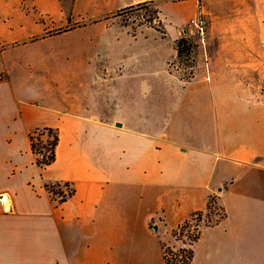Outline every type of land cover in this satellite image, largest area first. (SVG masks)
Here are the masks:
<instances>
[{"label":"crops","instance_id":"0c3cea01","mask_svg":"<svg viewBox=\"0 0 264 264\" xmlns=\"http://www.w3.org/2000/svg\"><path fill=\"white\" fill-rule=\"evenodd\" d=\"M141 3L158 10L166 36L148 26L132 36L154 43L140 44L129 70L115 72L132 91L115 114L78 95L71 80L70 94L59 96L51 81L44 94L31 61H4L39 31L29 11L60 7L88 33L103 24L107 41L120 26L113 16ZM20 4L0 0V264H163L162 244L173 245V232L210 198L224 216L200 228L190 264H264V0ZM199 14L209 48L184 80L168 65ZM164 44L171 52L157 69L150 60ZM44 127L58 129L59 143L41 171L29 135ZM63 183L72 195L55 202L45 185Z\"/></svg>","mask_w":264,"mask_h":264},{"label":"rangeland","instance_id":"374dc122","mask_svg":"<svg viewBox=\"0 0 264 264\" xmlns=\"http://www.w3.org/2000/svg\"><path fill=\"white\" fill-rule=\"evenodd\" d=\"M23 1L25 0H20L22 11L25 10ZM155 9L154 5L147 3L143 7L118 11L113 18L120 26L113 29L114 36H110L107 41H104L106 36L103 24L93 25L88 33V30L80 29L86 25L74 23L70 13L63 12L60 7L52 15H39L35 10L29 11L39 31L26 40L16 42L17 46L8 48L3 58L10 64L20 60L31 61V74L41 81L44 94L50 92L48 86H51V82L54 87L57 86L59 96L65 95V92L70 94L71 80L78 95L86 94L87 101H92L97 108L112 110L115 114L117 107L131 103L132 98L130 86L125 83V80L116 79L115 72L119 69L129 70L133 65L132 56L137 48L141 47L140 44L154 43L151 36H148L147 41L139 37L135 43L136 38L132 37V32L134 30L136 35L141 26L151 27L148 21L154 16L159 18L158 14L154 13ZM153 24L161 29L165 28L161 21L158 23L155 20ZM30 29L37 30L34 27ZM183 29L190 30L191 28L186 24ZM89 34L97 37L98 41L90 42ZM191 38L198 45L194 49V66L196 67L201 49L209 47L205 39L202 43L196 36H191ZM164 45L162 51L157 54V58L150 60V64L157 69H163L162 56L171 52V47L168 44ZM168 69L179 78H187V80L193 76L195 71V68L190 69L186 64L178 61L170 62ZM13 74H18V71L14 70ZM174 81L172 79L171 83H175ZM81 85L83 88H80ZM47 139L46 135L41 137L43 141ZM57 185H51L52 191L58 190ZM50 196L55 202L61 201L57 195L50 194ZM67 198L65 197L64 200ZM223 216L222 209L213 198L208 217L204 215L199 223L194 222L190 231L194 232V229L200 231L202 226L215 224ZM174 239L173 245L166 246L173 247L174 250L181 246H191V242L186 237L182 238L185 241L184 245L175 237Z\"/></svg>","mask_w":264,"mask_h":264},{"label":"trees","instance_id":"16d2710c","mask_svg":"<svg viewBox=\"0 0 264 264\" xmlns=\"http://www.w3.org/2000/svg\"><path fill=\"white\" fill-rule=\"evenodd\" d=\"M147 3H141L136 6L128 7V9L134 7H143ZM150 4V3H149ZM154 13H158V10L155 9ZM157 21L160 23L158 17H152L148 23L151 27H153L156 31H158L162 37L166 36V30L161 29L158 26L153 24V21ZM135 31L133 30L132 35L135 36ZM198 47L197 42L193 41L190 35V30L183 29L182 35L175 42V50H176V58L175 62L184 63L190 69L195 68V56L194 49ZM172 65V64H170ZM193 75V74H192ZM187 80V78H182ZM46 135L48 139L46 141L41 140V137ZM30 140V148L31 152L35 155V164L36 166L43 171L48 166H50L56 159V149L59 143V131L57 128L44 127L33 130L29 135ZM46 190L48 192H53V194H57L58 191H52L51 185H45ZM65 201L61 199L60 202ZM213 198H210L206 205V210L196 212L191 215L190 219L184 221L176 231L173 232V236L181 241L184 245L185 241L182 240L183 237H186L191 243H195L200 235V231L194 229V232H191V228L193 227V223H199L202 217L210 214L211 210V202ZM190 247L181 246L178 249L174 250L173 247L166 246L162 244V257L163 264H190L193 259L194 251Z\"/></svg>","mask_w":264,"mask_h":264},{"label":"built area","instance_id":"2783aa9c","mask_svg":"<svg viewBox=\"0 0 264 264\" xmlns=\"http://www.w3.org/2000/svg\"><path fill=\"white\" fill-rule=\"evenodd\" d=\"M190 29V35L196 36L199 41L202 43L206 37V31L208 29V20L202 14L192 18L188 23ZM264 45V42L262 43ZM57 194H53V192H49L50 194L57 195L61 199L67 198L72 193V187L68 183L58 184L57 185ZM10 207V205H9ZM186 246V245H185Z\"/></svg>","mask_w":264,"mask_h":264},{"label":"bare ground","instance_id":"6f19581e","mask_svg":"<svg viewBox=\"0 0 264 264\" xmlns=\"http://www.w3.org/2000/svg\"><path fill=\"white\" fill-rule=\"evenodd\" d=\"M3 201H7V198H6V197H4V198H3Z\"/></svg>","mask_w":264,"mask_h":264}]
</instances>
